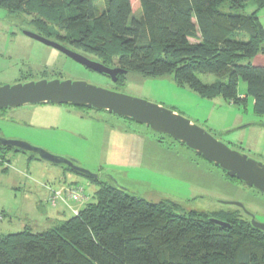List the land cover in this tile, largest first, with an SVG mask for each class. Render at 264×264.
<instances>
[{
  "label": "trees",
  "instance_id": "1",
  "mask_svg": "<svg viewBox=\"0 0 264 264\" xmlns=\"http://www.w3.org/2000/svg\"><path fill=\"white\" fill-rule=\"evenodd\" d=\"M138 3L136 16L130 0H0V7L31 31L126 70L116 83L130 74L170 75L203 98L237 105L252 97L254 113L264 115V67L252 64L264 53L258 16L264 0ZM199 75L214 80L205 84ZM32 78V72L19 75L22 82ZM239 81L245 83L243 97ZM0 151V158L24 153L4 146ZM66 169L97 184L94 201L45 230L25 226L0 234V264H264V232L245 213L229 216L223 228L205 212L179 213L171 201L137 197Z\"/></svg>",
  "mask_w": 264,
  "mask_h": 264
},
{
  "label": "rangeland",
  "instance_id": "2",
  "mask_svg": "<svg viewBox=\"0 0 264 264\" xmlns=\"http://www.w3.org/2000/svg\"><path fill=\"white\" fill-rule=\"evenodd\" d=\"M130 1L136 16L138 0ZM22 30L31 28L0 7V86L13 85L19 75L28 72L33 73L30 81L86 82L171 110L230 149L264 165V115L254 113L252 97L237 105L221 97L203 98L178 86L170 75L130 74L123 83L112 82L24 36ZM198 78L205 84L214 80L211 75ZM238 93H245L242 81ZM0 138L72 160L102 182L131 195L176 203L179 213L205 212L222 221L236 215L246 218L237 206L221 203L239 202L256 221L264 223V194L228 179L219 167L171 137L104 110L52 103L0 109ZM66 167L42 160L36 153H4L0 158V234L18 232L25 226L35 232L45 230L55 224L58 212L68 217L71 209L94 201L97 184ZM48 185L78 188L83 200L52 206Z\"/></svg>",
  "mask_w": 264,
  "mask_h": 264
},
{
  "label": "water",
  "instance_id": "3",
  "mask_svg": "<svg viewBox=\"0 0 264 264\" xmlns=\"http://www.w3.org/2000/svg\"><path fill=\"white\" fill-rule=\"evenodd\" d=\"M21 33L60 52L84 68L109 78L112 82H116L119 75L127 74L124 69L108 67L98 61L91 60L83 54L33 31L22 30ZM43 103L71 104L78 107L104 110L119 117L133 120L137 124L145 125L155 132L171 137L191 149L197 156L219 167L229 178H235L245 186L254 188L264 194V165L262 163L230 149L202 128L162 106L99 88L82 81H60L58 79L48 81L41 79L0 86V109ZM0 146L15 148L24 153H36L40 159L52 164H64L75 172L89 177H97L89 171L78 167L72 160L57 158L47 151L33 147L28 143L0 138ZM221 203L240 208L250 217L251 225L264 232V223L256 221L254 215L247 211L242 203ZM209 222L219 227H229L227 222L215 218H210Z\"/></svg>",
  "mask_w": 264,
  "mask_h": 264
},
{
  "label": "built area",
  "instance_id": "4",
  "mask_svg": "<svg viewBox=\"0 0 264 264\" xmlns=\"http://www.w3.org/2000/svg\"><path fill=\"white\" fill-rule=\"evenodd\" d=\"M49 188V199L48 202L50 205L55 206L59 202L64 203L65 205L68 202H80L83 200V192L78 188ZM71 209V208H70ZM72 214H76L78 210H72Z\"/></svg>",
  "mask_w": 264,
  "mask_h": 264
},
{
  "label": "crops",
  "instance_id": "5",
  "mask_svg": "<svg viewBox=\"0 0 264 264\" xmlns=\"http://www.w3.org/2000/svg\"><path fill=\"white\" fill-rule=\"evenodd\" d=\"M258 16H259V20H260V22H261V24L263 26V30H264V8L259 11ZM252 64L254 66L264 67V53H261V54L256 55L252 59ZM240 96L243 97L244 94H240ZM81 207L77 208V210L80 209ZM62 214H64V212L63 213L58 212V216H57L56 220H61L62 218H64V217H62Z\"/></svg>",
  "mask_w": 264,
  "mask_h": 264
},
{
  "label": "flooded vegetation",
  "instance_id": "6",
  "mask_svg": "<svg viewBox=\"0 0 264 264\" xmlns=\"http://www.w3.org/2000/svg\"><path fill=\"white\" fill-rule=\"evenodd\" d=\"M68 48V47H67ZM70 49V48H69ZM72 50V49H71ZM75 51V50H74ZM77 52V51H76ZM79 53V52H78ZM81 54V53H80ZM84 55V54H83ZM65 56V55H64ZM84 56H86V55H84ZM87 57V56H86ZM89 58V57H88ZM89 59H91V58H89ZM91 60H95V59H91ZM73 61V60H72ZM95 61H97V60H95ZM99 62V61H98ZM76 63V62H75ZM101 63V62H100ZM78 64V63H77ZM103 64V63H102ZM80 65V64H79ZM105 65V64H104ZM83 67V66H82ZM109 67V66H108ZM112 68H114V67H112ZM118 80V79H117ZM30 80H28L27 82H29ZM117 82V81H116ZM16 83H26V82H22L20 79L18 80V81H16ZM16 83H14V84H16Z\"/></svg>",
  "mask_w": 264,
  "mask_h": 264
}]
</instances>
